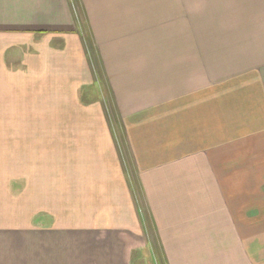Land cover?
<instances>
[{"label": "crops", "instance_id": "crops-1", "mask_svg": "<svg viewBox=\"0 0 264 264\" xmlns=\"http://www.w3.org/2000/svg\"><path fill=\"white\" fill-rule=\"evenodd\" d=\"M75 1L0 0V264H264V0Z\"/></svg>", "mask_w": 264, "mask_h": 264}, {"label": "rangeland", "instance_id": "rangeland-1", "mask_svg": "<svg viewBox=\"0 0 264 264\" xmlns=\"http://www.w3.org/2000/svg\"><path fill=\"white\" fill-rule=\"evenodd\" d=\"M74 2L77 5L75 0H74ZM78 12L81 15L79 8H78ZM87 46H88V48L90 47L88 41H87ZM48 99H49V102H47V106H53L54 98H52V99L48 98ZM107 108H109V112H108ZM106 110H107L106 112H107L108 121H109V124L111 125V127L116 128L117 126H119V122H118L117 118L114 117V115L112 113L113 111L111 110V108L108 105L106 106ZM52 111H54V110H52ZM52 111H51V114H52ZM53 123H54L53 118L47 119V125L52 126ZM126 164H125V166H126L127 173L131 176L129 165L128 164L126 165ZM154 251H155L154 249H152V250L149 249V250L143 251V253L145 254L144 257L147 259V264H161V263H159V260L157 258L158 256H156L157 254L156 253L154 254ZM155 257L157 258L158 261H156Z\"/></svg>", "mask_w": 264, "mask_h": 264}]
</instances>
